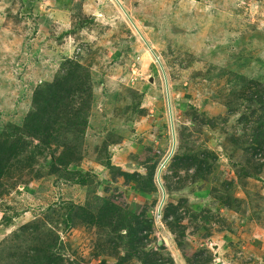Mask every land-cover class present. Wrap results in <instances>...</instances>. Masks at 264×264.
<instances>
[{
	"label": "rangeland",
	"instance_id": "374dc122",
	"mask_svg": "<svg viewBox=\"0 0 264 264\" xmlns=\"http://www.w3.org/2000/svg\"><path fill=\"white\" fill-rule=\"evenodd\" d=\"M0 264H264V0H0Z\"/></svg>",
	"mask_w": 264,
	"mask_h": 264
},
{
	"label": "water",
	"instance_id": "95a60500",
	"mask_svg": "<svg viewBox=\"0 0 264 264\" xmlns=\"http://www.w3.org/2000/svg\"><path fill=\"white\" fill-rule=\"evenodd\" d=\"M137 31V30H136ZM137 34L141 37V39L144 41V38L142 37V35L137 31ZM145 42V41H144ZM147 45V44H146ZM153 55V57L155 58V59H157V57H155V55L154 54H152ZM164 81H165V79H164ZM165 83V91H166V97H167V102H168V108H169V97H168V91H167V84H166V81L164 82ZM168 114H169V120H170V127H171V133H173V131H172V123H171V111H170V108H169V110H168ZM173 145H174V142L172 143V149H171V152H172V150H173ZM156 182H157V185L159 186V188H160V190H161V200H160V204H159V208H158V212H159V209H160V206H161V204H162V201H163V198H164V191H163V188H162V186H161V184H160V181H159V171L157 172V174H156Z\"/></svg>",
	"mask_w": 264,
	"mask_h": 264
},
{
	"label": "bare ground",
	"instance_id": "6f19581e",
	"mask_svg": "<svg viewBox=\"0 0 264 264\" xmlns=\"http://www.w3.org/2000/svg\"><path fill=\"white\" fill-rule=\"evenodd\" d=\"M168 97H169V96H168ZM165 99H166V98H165ZM166 104H167V103H166ZM168 120H169V119H168ZM171 140H172V139H171ZM172 142H173V141H172ZM170 150H171V145H170V147H169V150H168L166 156L160 161V163H159V165H158V168H157V170H156V174H157L158 171L160 172V170L162 169V167H163L162 163L165 164V158L167 157L168 154H170ZM155 177H156V175H155ZM159 200H161V195H160ZM159 204H160V201H159L158 204H157V208H156V211H157V212H158ZM161 205H162V204H161ZM160 207H161V206H160Z\"/></svg>",
	"mask_w": 264,
	"mask_h": 264
}]
</instances>
